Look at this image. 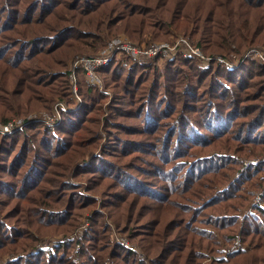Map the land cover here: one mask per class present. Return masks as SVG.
I'll list each match as a JSON object with an SVG mask.
<instances>
[{
    "label": "trees",
    "instance_id": "trees-1",
    "mask_svg": "<svg viewBox=\"0 0 264 264\" xmlns=\"http://www.w3.org/2000/svg\"><path fill=\"white\" fill-rule=\"evenodd\" d=\"M128 1L0 0V64L13 67V77L22 72L29 84L22 90L4 87L18 102L30 98V107L35 99L50 110L59 98L70 109L56 126L31 120L12 133L0 132V264H190L204 256L200 251L193 255V246L205 240L211 246L232 245L242 236L237 235L239 224L244 234L249 230V238L241 241L251 243L227 252L217 264H261L264 203L252 205L244 218L242 212L253 190L263 189L264 197V161L246 163L262 157L259 149L264 153V62L244 56L264 45V0H136L137 6ZM148 16L235 67L216 58L204 65L200 57L180 51L154 58L123 53L98 68L100 83H89L84 66L76 67L83 104L75 108L67 62L95 55L118 38L106 39L102 32L123 29L139 45L170 42L169 31L146 30ZM114 84L119 89L106 113L105 90ZM178 87L184 96L177 100L172 94ZM139 90L142 97L137 98ZM126 102L134 111L121 107ZM94 111L101 113L94 117ZM18 112L1 104L0 123L24 118ZM121 112H133L143 120L142 134L160 136L158 141L122 137L117 133L123 131L117 120ZM101 121L112 141L97 135ZM144 143L152 159H162L161 165L153 163L156 171L169 172L162 187L133 171L134 156L128 162L114 159L140 151ZM174 143L178 149L171 153ZM123 144L130 146L117 153ZM184 144L194 148V155L181 148ZM89 177L112 178L106 185L112 187L94 192L84 181ZM122 186L128 193L116 191ZM131 195L149 196L156 209H166L145 220ZM86 212L91 213L89 225L77 239L44 244L47 235L73 233ZM114 226L123 235L119 241L112 238Z\"/></svg>",
    "mask_w": 264,
    "mask_h": 264
},
{
    "label": "rangeland",
    "instance_id": "rangeland-1",
    "mask_svg": "<svg viewBox=\"0 0 264 264\" xmlns=\"http://www.w3.org/2000/svg\"><path fill=\"white\" fill-rule=\"evenodd\" d=\"M131 1H135L133 5L137 6L136 0H129L127 5H130ZM152 3L153 4H157V1H152ZM145 21L148 23L146 26H144V27H146V30H150L151 29L150 27H152V28L153 27H157V28L162 29V30L159 31V33L164 32V31L165 32L169 31V30L166 29L167 27H164V28L162 27L161 20H157L155 18H151V16H148V19H145ZM140 28L141 27H139V29ZM92 29L94 30L95 33H97L95 28H92ZM171 31H169L170 34L167 36V38L170 37L171 41L173 39H175L174 38L175 36L179 35L177 37H180V36H182L180 34H184L182 31L174 32L175 30H172V29H171ZM102 33L105 35L106 39H109L110 37H112L114 35H117L118 37L127 38V39H129V40L134 42V40L131 38L129 33L124 32L123 29L114 30L112 33H108V32H102ZM140 37L143 38L144 36H140ZM160 42H164V41H160ZM253 50H254V52H252ZM84 54H87V51H85ZM83 56H88V55H80L75 60L72 61V59H71L70 61H68L67 62L68 69L70 70V68L73 66L75 61L77 59H79L80 57H83ZM90 56H92V55H90ZM206 56H208V55H206ZM244 56H250V57H253V58L257 57L262 62H264V45H258V46L251 47L250 49H248L245 52ZM210 57H213V56H210ZM204 60H206V59H204ZM202 63L204 65H206L208 62L202 61ZM230 63L233 64L232 62H230ZM229 67H233L234 68L235 65L234 66H229ZM22 71H25V70H22ZM13 74H15V71L13 70V67H11L9 65H4V64L1 65L0 64V105L1 104L3 106L4 105H10L12 108H15V109L19 110L17 115H20V117H24V118L14 119V120H22V121L26 122V124H27V123H29L32 120L31 118H34L35 120L41 121L42 123H44V124H46L47 126H50V127L60 124L62 119H63V112L66 111V110H62L61 109L60 110L61 116L55 118V121L52 124L46 123V121H44V117L47 116V115L53 114L54 111L57 110V107H56L57 106L56 105L57 102L62 101L64 103V105L66 107H68L67 102L64 101V100H61L59 98H56L55 102L51 106L50 110H47L46 108L38 106L36 104L37 100H35V99H33L34 103L36 105L35 107H30V105H26V103H30V101H31V99L28 98V97L24 98V102H22V100L20 102H18V100L16 98L17 95H14L12 90L6 89L4 87V85L7 84V86H11L12 89L14 87H17L20 90H22V88L24 86L29 85V84H27L25 79H23L22 72H20L15 77H13ZM10 75H11V77H10ZM263 82H264V78H263ZM116 85L117 84H114L113 87H108V89L105 90V92H107V94H109V97L105 100L102 110L104 109V111L106 113L109 112L110 104L112 103V100H113V98H112L113 94L115 93V91H117L119 89V87H116ZM101 88L103 89V86H101ZM174 91L175 92H174V94H172V96L177 98V100L179 98H182V96H184L183 92H181V88H179V87L178 88H174ZM178 91H179V93H178ZM140 95H142V93L139 90V91L136 92V96L135 97H137V98L142 97ZM36 97H39V96H36ZM80 97H81V95H80ZM72 98H73V102H74L75 108H78V107H80L83 104V101H81L80 103H76V101H75L73 96H72ZM126 104H127V102L124 103L121 107L122 108L124 107V109H126L127 107H129V106H125ZM130 107H132V106H130ZM130 107L128 109H132L131 111H134V107L133 108H130ZM100 113L101 112L94 111L92 113V115H94V117H98V114H100ZM129 113L130 114H128V115H124L126 113L121 112V114H120L121 117H117V120L122 123V130H123V131H120V132H117V133H120L122 135V137L127 138V139L146 140V141H148L147 143H152V144L157 142L158 139L160 138V136H157V135H155V136L154 135L147 136L146 134H142L143 128H141V126H139L140 125L139 123H143V120H141L142 122H139V119L136 116L133 115V112H129ZM14 120H11V121H14ZM102 121H104V118H102ZM102 121L100 123V128H99V130L101 131L102 134L100 132H98L97 135H99V136L101 135V137H103L102 138L103 141H106L108 139H109L108 142L112 141L113 137L108 138L109 137V133L106 132V130H105L106 128H104V129L102 128V125H103ZM0 124H2V123H0ZM162 138H165V137H162ZM175 141H173V142H175ZM187 141H189V139ZM147 143L138 145V150L140 149V151H136V152L134 151L130 156H127L126 158H123L122 156L120 157V156L117 155V156H115L114 159H116V160H124L125 162H128V161H131L132 160L131 157L134 156V161H135L136 167L132 168L133 171H135L138 174H141L142 175L141 178L147 180L148 183H153L155 185H158L159 187H162L164 185V183H163V181L161 179H165V175H167L169 172H166L165 170H157L156 171L157 168H156L155 164L153 165V163H157L158 165H161L162 159L159 156H157L156 158H155V156H153L154 159H152V155L149 152V151H151V148H145V144H147ZM235 144H240V142H235ZM127 146H130V145L128 144ZM127 146H125V144H123L122 148H117V149L115 148V150L117 151V153H119L118 149H121V151H122V149L127 148ZM183 147H185V149H188V146H186L185 144L183 146H181V148H183ZM250 147L252 149L255 148L253 143L250 144ZM177 149H178V144L174 143L172 148H171V153H174L173 151L177 152ZM207 150H210V149H207ZM146 151H148V152L145 154ZM188 151H190V155H194L192 153L194 151V148L192 150L188 149ZM218 152L221 153V152H224V151H222L221 149H218ZM258 154H260V155L263 154V155H262V157H255V158H251V159L248 158L246 160V163L250 164L251 162L257 163V162H260V161H264V153H262V151L260 149L258 150ZM233 156L236 157L235 154H229L228 157H233ZM143 168L145 169L144 172L141 170ZM152 170H155V171L153 173H150ZM185 173H190V171L189 172L186 171ZM69 174H70V172H69ZM82 178H84V177H82ZM84 181L89 182L90 185L95 187V191L94 192L100 193L103 189L109 190V188L112 187V185L109 186V187H106V185H107V183L112 182L113 179L112 178H106V179L99 178L98 180H93V178L89 177L87 179H84ZM165 183H166V181H165ZM166 185H167V183H166ZM125 187L122 186L121 189L120 188H115V189H118V190H116V191H118V193L120 192L122 194H126V193H128V190ZM110 190L114 191V189H110ZM262 190L263 189L253 190L254 194L251 197V200L249 201V203L247 204L245 209H243V212H242L243 217L242 218H244V215H247L249 212L252 211V209H251L252 205H255V204L259 203V202L260 203L261 202L264 203V197H263ZM133 196L135 197V201L137 202L136 207H137V210L140 212L139 215L143 216L145 220H153V219L157 218L159 216V214L162 212V209L163 208L166 209V206H164V205H163V208L160 207L159 210H158V208L156 209L155 204L151 203V201H150L151 197L148 198L149 196L147 197V196H142V195H131L130 199ZM181 200L182 199H180V201ZM90 216H91L90 212H86L85 214H83L82 217L80 218V222H81L80 225L71 234L58 233L56 235H47V236H45L44 237V244L45 245L46 244L54 245V243H56V241L63 240V238L64 239H69V238L70 239H75V238L77 239L80 236L81 233L83 234V230H86V228L88 227L89 223H87V222H89L88 218ZM114 218H116V216ZM111 221H113V217H111ZM237 227H238L237 235L241 234L242 235L241 237H243V239L249 238L247 236V233L249 232V230H247V233L244 234L243 233V231H245L243 229L244 226H242V224L241 225L239 224ZM250 229H252V228H250ZM113 230H112V238L113 239L117 238L118 241L121 240V238H123L122 237L123 235H121L119 232H116L115 226L113 227ZM113 232H115L114 235H113ZM217 232L224 233L223 231H221L219 229H217L215 233H217ZM241 237L237 236L233 240L232 245H229V246H215V245L211 246V243H209L208 240L202 241V243L197 244V245L193 246L192 248H193V255L198 254V252L200 251V253H204L203 254L204 255L203 258H199L198 260H195V261H189V263L190 264H197V263H200V264H217V260L216 259H221V258L227 257V254H226L227 252H230V251H232L234 249H235L234 251H237V250H240L241 248H243V249L248 248L249 244L251 243V240H246V241L242 242L241 241V239H242ZM197 239H199V238H197ZM123 242L126 245H130L131 247L136 249L138 251V253L141 252L140 247L138 245L131 244L127 239H123ZM256 243H259L258 239L256 240V242L253 243V245H256ZM207 244H209V246ZM75 245L77 247L79 246V245H77V243ZM204 246L205 247H209V248H205L204 249ZM224 247H225V249H224L225 252H222V250H221V252H218V251H220L219 249H222ZM74 251H75V249H74ZM255 253H256V258H257V253L259 254L260 251L256 250ZM261 254L263 255V253H261ZM261 264H264V262H262Z\"/></svg>",
    "mask_w": 264,
    "mask_h": 264
},
{
    "label": "built area",
    "instance_id": "built-area-1",
    "mask_svg": "<svg viewBox=\"0 0 264 264\" xmlns=\"http://www.w3.org/2000/svg\"><path fill=\"white\" fill-rule=\"evenodd\" d=\"M177 51H180L187 56L195 55L197 57H200L202 61L209 62L210 59L216 58L218 61L226 63L228 66H234L225 58L206 56L199 45L182 36L176 37L170 42H156L151 45H139L127 38L118 37L116 39H113L109 43L108 47L103 49L99 53L92 56H83L75 61V63L71 67L70 74L71 80L73 82V97L76 103H80L82 101V98L78 93L76 74V67H78L79 65L84 66V74L89 83H100L101 77L98 74V68L109 63L113 59V57L117 55L127 53L134 58H154L160 55L172 57ZM252 52H254V50ZM56 105L57 110H55L53 114L44 117V121H46V123L48 124H52L55 121V118L61 116V109L68 110V107H66L62 101L57 102ZM31 119L35 120L34 118ZM25 124L26 122L22 120H14L6 124H0V132L4 135L12 133L13 131L25 126Z\"/></svg>",
    "mask_w": 264,
    "mask_h": 264
}]
</instances>
